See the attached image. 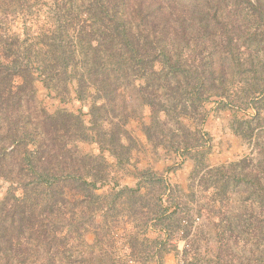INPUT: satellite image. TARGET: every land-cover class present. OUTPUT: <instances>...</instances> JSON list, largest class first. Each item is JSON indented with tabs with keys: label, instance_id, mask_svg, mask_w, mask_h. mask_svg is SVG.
<instances>
[{
	"label": "trees",
	"instance_id": "trees-1",
	"mask_svg": "<svg viewBox=\"0 0 264 264\" xmlns=\"http://www.w3.org/2000/svg\"><path fill=\"white\" fill-rule=\"evenodd\" d=\"M227 1L43 0L39 7V0L1 1L12 7L4 19L21 15L22 28L0 21V179L21 187L23 201L37 190L36 202L31 196L30 203L13 208L18 233L31 218L37 231L36 217L57 216L61 201L74 199L92 222L98 211L106 222L120 205L128 216L139 215L145 227L153 221L163 231L156 257L170 233L183 227L177 211L163 204L168 182L146 168L135 174L134 187L115 184L103 196L95 191L111 168L129 161L136 147L126 127L132 120L155 150L180 159L176 166L191 161L190 179L203 189L225 197L231 185L222 176L225 168L239 169L233 174L239 185L255 184L264 155L208 164L211 136L203 126L211 99L221 109H253L251 120L233 124L245 140L254 135L253 120L264 113V28L245 33ZM231 1L235 6L237 0ZM238 1L247 2L251 17L264 26V0ZM245 66L253 75L243 79ZM37 82L62 102L84 103L88 120L81 109L48 112L37 100ZM79 142L96 144L100 153L79 151ZM3 225L0 219V231ZM11 235L0 234V241L22 247L20 234ZM33 235L49 241L48 234Z\"/></svg>",
	"mask_w": 264,
	"mask_h": 264
},
{
	"label": "rangeland",
	"instance_id": "rangeland-1",
	"mask_svg": "<svg viewBox=\"0 0 264 264\" xmlns=\"http://www.w3.org/2000/svg\"><path fill=\"white\" fill-rule=\"evenodd\" d=\"M1 1L5 2L0 0V3ZM39 2L36 7L43 0ZM225 7L231 11L236 10L235 13L230 12V15L237 19V24L246 30L245 33L264 28L262 22L251 17L247 2L237 0L234 6L230 0ZM7 9L12 7L1 3L0 21H4L13 30H20L21 15L8 16L5 20L3 14ZM251 48L254 49L255 46L251 45ZM258 49L259 53L263 51L260 47ZM242 70L243 79L253 75L248 71V66ZM233 86L231 89L236 88L235 83ZM36 88L39 105L48 112L52 113L60 108L70 111L81 109L84 118L88 120V109L84 103L75 99L62 102L49 95L39 82L36 83ZM206 109L208 114L203 128L211 136L209 166L228 164L245 156L261 158L264 155V113L253 120L254 135L245 140L233 132V124L238 119L251 120L253 109H221L217 99H211L206 104ZM143 114L144 120H147V109ZM126 127L136 140V147L123 167L111 168L107 181L97 185L96 193L103 196L113 192L117 187L115 184L134 187L138 170L151 169L168 182L163 204L169 211H177L183 218L181 226L184 228L172 231L165 248L153 257L160 242L166 238L155 222L150 221V227H145L139 215L128 216L120 205H117V210L109 211L106 222L99 211L95 222H92L83 215L81 205H77L74 199H69L64 203L61 201L56 211L57 216H50L45 212L36 217L34 226L40 231L31 227V218L27 224L22 225L18 233V216L14 214L13 208L23 202L24 205L30 203L28 200L31 196L32 204L36 202L37 190H30L23 201L24 192L21 187L0 179V200L4 199L5 203L0 205V219L5 226L0 234H12L13 237L20 234L23 243L20 244L22 247L16 245L14 248L0 241V264H159L160 260L163 264H264V168L259 169L258 179L251 186L235 182L233 174L240 172L238 168H225L222 176L230 180L231 185L225 197L223 194L216 195L218 191L203 189L197 185V179L191 181V161L186 160L176 166L180 159H175L161 149L155 150L141 132L137 120L130 121ZM77 147L81 152L100 153L94 143L79 142ZM103 154L109 162H114L106 152ZM185 231L188 233L183 237ZM33 234H48V243L38 241ZM130 242L135 245L134 250L132 249L135 253L134 260L128 255L131 250ZM87 243L90 245H86ZM19 249L21 252H16ZM166 249L170 251L163 254ZM160 254L163 256L158 258Z\"/></svg>",
	"mask_w": 264,
	"mask_h": 264
}]
</instances>
